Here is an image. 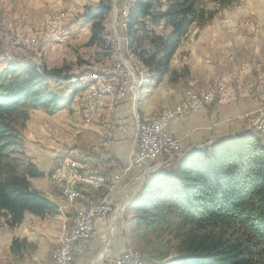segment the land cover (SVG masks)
Wrapping results in <instances>:
<instances>
[{
	"label": "trees",
	"instance_id": "1",
	"mask_svg": "<svg viewBox=\"0 0 264 264\" xmlns=\"http://www.w3.org/2000/svg\"><path fill=\"white\" fill-rule=\"evenodd\" d=\"M236 0H134L125 24L124 55L145 81L161 80L195 26L210 22ZM113 0L86 5L85 44L95 60H113L119 48L106 25ZM48 66L17 58L0 70V224L15 226L27 212L44 216L55 203L31 179L44 172L24 157L23 131L32 108L55 113L73 100L52 87L70 81L75 65ZM140 69L144 72L141 73ZM183 151V149H182ZM148 172L127 209L147 264H264V142L243 132L195 146ZM19 246L15 239L13 248ZM173 251L175 254L173 255ZM169 259V257H171Z\"/></svg>",
	"mask_w": 264,
	"mask_h": 264
},
{
	"label": "rangeland",
	"instance_id": "2",
	"mask_svg": "<svg viewBox=\"0 0 264 264\" xmlns=\"http://www.w3.org/2000/svg\"><path fill=\"white\" fill-rule=\"evenodd\" d=\"M100 1L101 0H0V70L4 68L7 63L17 58H25V60L34 64H42L44 62L48 66H59L64 63H72L77 61L79 56H82V58L87 60L86 63L80 66H74L70 81L51 83L52 87L62 94H70L72 91L75 94L78 89L84 88L85 99L82 100L80 107L76 108V103L72 104V107L68 112L64 111L65 113H56L57 115H52V113H48L40 107L32 108L30 118L23 131L24 157L30 160L26 154L25 148V137L29 130H31L32 134L36 136L40 134L42 130L39 123L43 122L45 119L49 124L53 123L59 125L60 133L58 136L60 137V140H63V143H57V150L55 149L56 153L51 152L50 154H47L42 160L43 164L38 166L43 170L44 175L46 176V182H48V184L50 183V186L52 185V187L55 188L54 191L60 192V194L62 191V195L66 196V198L69 196V199L72 201L81 196V192L84 188H87L88 192L101 190L103 192H110L116 185H122L123 187L121 191L127 192L126 194L128 195H132V192L138 191L142 181L148 174H145L146 169L154 166L158 159L160 161L158 160V165H156V167H159L164 161H166L164 160L165 155L158 156L155 159L147 160L142 164L134 165L128 171H125V166L128 164L129 159L125 162L120 160V164L118 165H121L123 172L118 174H123V178L118 179V181L114 179L112 182H109L107 175L100 173V176L104 177V181L102 184L97 185L93 183L91 184L90 182H81V180L77 179H75L76 181L74 179H64V175H59L60 172L58 171L62 168L61 164L64 163L63 160L66 158L80 160L88 164L85 160H82L81 156L77 155L76 149L79 150V154H82V150H88L84 140L85 136L82 131L83 127L101 116V108L103 103L105 104L106 99L112 95L115 97L114 100H116L117 97L120 96L121 98L125 94L130 93L131 95L133 94L132 97L134 96L136 100H139L143 94L142 89L145 88L144 84H142L143 77L137 70L139 68L132 63L130 56L127 57L124 55L123 50H121L122 45L124 44L123 42L125 41L124 23L129 20V11L133 4L132 1L113 0V9L106 19V25L110 31V38L118 46L120 51L113 60L101 59L97 61L91 55L95 49L85 46L91 34V25L90 23H84L82 14L86 5L95 6ZM53 20L54 24H61L62 22L65 27L69 28L71 32L69 39L66 41H60V37H51L50 28L47 27V22H53ZM216 28L234 29L236 32H242V34L248 36V39L251 40L252 46H254L255 41L261 39V30L263 32L262 34H264V21H261V0H236L233 4L219 9L215 17L207 24L203 26H195L188 34L187 39L184 40L185 42L179 52L174 56V60H177L176 62L173 60L171 67L172 72L167 73L164 76V79H162V82L157 81L151 83L146 81V83H151L150 86H152L150 99H152L151 102H153V111L148 117H142L139 108L140 105H138V107L135 108L137 109L135 110V114L139 121L157 119L159 113L168 112L173 109L179 101H188L190 97H192V91H204L210 87L226 89L228 88V82L236 84V81H242L245 83L249 81L258 82L260 79H264V54L260 60L246 59L242 61L237 72L233 73L230 78L224 77L226 75H224L223 71H221V74L216 73V70L214 69L218 68L219 70L220 67L215 66L216 68H214L212 72V69L209 68V60L202 65L199 55L205 53L208 56L211 51L209 35ZM29 37H35L37 42L33 44L26 41V38ZM123 59L124 63L121 62L123 67L119 70L117 64ZM128 63L132 65L139 76L138 84L133 71L128 66ZM87 71H99V75H105L107 78L119 77V81L114 85V91H112V88L106 86L103 79L87 78V74H84ZM140 71L144 74L141 69ZM206 76H208V78H206ZM95 93L100 99H102L98 111L96 107V97H94ZM107 95L109 96L105 99ZM252 98L256 101V108L254 110L247 109L240 115H229V113H226L227 109L221 111L218 106L219 104L217 103L205 106L204 109L202 108L203 111L197 113L198 117L193 116L191 117L192 119L188 120H192V123L189 131L190 133L187 137L193 133L192 137L195 138L188 140H195L197 146L207 144L211 141L209 136L213 133L222 134L230 132V126L235 125L236 120L241 116L248 119L250 123L249 126H252L253 119L257 114L256 112L260 104L256 98ZM88 102L89 117L87 113ZM70 116L71 120L66 127L65 122ZM182 116H176L175 118H180ZM201 117L203 118L201 119L202 121L199 120ZM110 122L112 123L111 120ZM109 126V124H106L105 129L109 128ZM260 131L264 142V130L261 129ZM33 138L35 141L36 138ZM178 139L181 142L183 151H186L185 148L188 141L182 142L180 138ZM99 156L101 158V154ZM104 162L106 164V160ZM149 162H151V165H148ZM74 165H76V163H73V166ZM135 166H138L141 170L136 172L134 178H130L131 176L127 177ZM87 170L88 167L85 165L84 171ZM47 176L49 177L48 179ZM70 178L77 177L75 174L70 173ZM76 191L80 192L79 195L74 196L71 194V192ZM92 200L97 201L98 199H89L84 202L82 206H85ZM101 201L105 202V200H100V202ZM127 206L128 203L126 207H123L122 204H120L119 210L117 211V208L115 207V212L111 214V216H113L116 221L111 229L115 236L116 234L117 236L121 235L125 243L124 251L134 250L139 252L141 256V238L135 233V225L126 220L127 217L129 218L135 214V210H129L127 209ZM131 212H133L132 215H129ZM47 219L46 227H44V230L50 232H47V235L43 233L45 231H42L41 226L36 224L33 219L30 221V232L33 236L34 251L39 256V264H46L48 260H50L49 264L52 263L55 253L54 250L62 244V238L68 233L69 228L73 224L72 221L71 223H65L62 226L60 219L57 217H47ZM15 230L18 231L19 229ZM5 231V225L4 223H1L0 233L2 236L5 235ZM60 231H62L61 234ZM57 234H60L59 239L56 238ZM105 241L108 243V240ZM98 251L99 250H96L95 254L99 255L101 251ZM174 254L175 251H173V255ZM100 255V257L103 256L102 254ZM72 258L74 260V257ZM170 258H172V256L169 257V259ZM17 260V258L9 257V253L5 247H0V264H17ZM142 262L143 264H146L143 261V258ZM158 264H166V262Z\"/></svg>",
	"mask_w": 264,
	"mask_h": 264
},
{
	"label": "crops",
	"instance_id": "3",
	"mask_svg": "<svg viewBox=\"0 0 264 264\" xmlns=\"http://www.w3.org/2000/svg\"><path fill=\"white\" fill-rule=\"evenodd\" d=\"M261 21H264V0H261ZM262 33L263 32L261 30V39L255 41L254 46H252L251 40L248 39V36L242 34V32H236L234 29L216 28L209 35V45L211 51L209 52L208 56L205 53H201L199 55V59L202 62V65L204 62L209 60V68L212 69V72L214 68L220 67V72L218 68L214 69L216 70V73L221 74V71H223L224 75H226L224 77L230 78L233 73L237 72V69L240 67L242 61L246 59L260 60L263 57L264 34ZM176 60L177 59L174 61L176 62ZM170 72H172V68ZM206 78H208V76H206ZM162 79H164V77ZM162 79L158 81L162 82ZM154 82L157 81H152L151 83ZM151 83H146L145 79H143L142 84H144L145 88L142 89L143 94L139 100H136L134 96L132 97L133 94L131 95L130 93L125 94L121 98L119 96L116 98V100H114L115 97L111 94H109L111 96L107 95L105 99L108 96L109 97L106 99V102L104 99L105 104L103 103L101 108V116L93 122L90 121L91 123L83 127L82 131L85 136L84 140L88 150H82V154H79V150L76 149L77 155L81 156L82 160H85L93 170L106 174L109 182H112L115 179V174L122 173L123 168L121 165L115 166L113 168L107 166L100 158V152H108L110 155L119 160H123L124 162L127 161L134 153L137 147L139 121L135 114V110H137L135 108L140 105L139 108L142 117H148L151 115V112L153 111V102H151L152 99H150L152 94V86H150ZM83 89L84 88L78 89L77 91L75 90V94L73 91L70 94H63L65 97L73 95V101L70 105L55 113H52V115L60 112H68L72 107L71 105L75 103L77 105L76 108H79L82 100L85 99V90ZM217 104H219L218 106L221 111L227 109L226 113H229V115H240L247 109L254 110L257 106L256 101L252 98V96L239 97L238 99L227 102H219ZM203 109L201 108L199 110L189 111L186 115L180 118H173L166 123L167 129L172 135L180 138L182 142L188 141L185 150H190L191 148L197 146L195 140L189 141L191 138L195 139L192 137L193 133L187 137L190 133L189 131L191 129L192 123V120H188L192 119L191 117L193 116L198 117L197 113H200L203 111ZM201 119L203 118L201 117L199 120ZM70 120L71 116L70 118H67V121L65 122L66 127L68 126V122ZM110 120L112 121V127L109 134L110 137L105 138V125H110ZM249 125V120L241 116L236 120L235 125L230 126V132L222 134L213 133L211 136H209V138H211V141H213L234 133L243 132L244 130L252 127H249ZM39 126H41L42 132L37 136L32 134L31 130H29V132L26 134L25 148L26 154L30 160L41 166V164H43V158L51 152L56 153L57 143H63V140H60V137L58 136L60 133L59 125L53 123L49 124V122L45 119L43 122L39 123ZM33 137L36 138L35 141ZM158 160L154 166L158 165ZM148 165H151V162H149ZM140 170L141 168L135 166L127 175V177L131 176L130 178H134L136 172ZM48 178L49 177L47 176V179ZM31 181L37 189L43 191L55 203L57 209L56 211L47 213L44 216L27 212L23 221L15 226H11L6 221L2 222L5 225L6 233L4 236H2L0 233V247H5L7 249L9 257L17 258V264H37L39 262V256L34 251L33 236L30 232L31 219H33L36 224H39V226L42 228V231H45L43 233L47 235V232L50 233L49 231L44 230V227H46L47 223L46 221L48 220L47 217H57L60 219V222L62 223L61 225L63 226L65 223H71L73 221L78 205H81V203L83 204L89 199L107 200L117 208V211L119 210L120 204H122L123 207H126L131 197L134 195V193H136L132 192V195H128L126 194L127 192H122V185H116L115 188L110 192H103L102 190L88 192V189L84 188L81 192V196L72 201L69 199V196L66 198V196L61 195L60 192H55V188H53L52 185L50 186V183L48 184V182H46L45 175L41 177H34L31 179ZM132 213L133 212L129 213V215H132ZM110 216L107 218H96L95 229L92 237L87 241H79L75 243L73 247L74 260L72 264H119L117 260L124 253L125 243L121 235L117 236L116 234L115 236L113 230L111 229L113 224H115L116 219H114L113 216ZM15 229L19 230L16 231ZM61 233L62 231H60V234ZM60 234L56 235L57 239H59ZM15 239L18 240L19 244L16 249L13 248ZM105 240H108V243ZM96 250L101 251L99 255L95 254ZM100 254L103 256L100 257ZM49 262L50 260H48L46 264H49Z\"/></svg>",
	"mask_w": 264,
	"mask_h": 264
},
{
	"label": "built area",
	"instance_id": "4",
	"mask_svg": "<svg viewBox=\"0 0 264 264\" xmlns=\"http://www.w3.org/2000/svg\"><path fill=\"white\" fill-rule=\"evenodd\" d=\"M132 1L133 0H127ZM47 27L50 28L51 37H60V41H66L70 37L69 28L61 24H54L53 22H47ZM26 41L35 44L37 39L35 37L26 38ZM124 59L120 61L117 66L119 70L123 67ZM87 78L89 79H103L108 88H112L114 91V85L119 81L118 78H107L105 75H99L98 72L87 71ZM237 83L228 82V88L216 89L214 91H192V97L188 101H179L178 104L166 113H159L157 120L152 121H139L138 133H137V147L134 153L129 157V162L125 166V171H128L132 166L142 164L147 160L155 159L158 156L170 155L173 157L176 154L182 152V145L178 138L173 136L167 129L166 123L175 118L176 116H182L189 111L199 110L212 103L227 102L234 100L240 96H252L256 98L260 104L255 115L252 126H261V119H264V79L258 82H245L236 81ZM97 111L99 109L100 97L95 93ZM249 116V115H247ZM88 117H89V102H88ZM112 123L109 128L105 129V138H109ZM250 127V126H249ZM102 157H106V165L115 167L120 164V160L110 155L108 152L101 151ZM69 156V155H67ZM73 163H82L88 167V174L86 178H70V171L73 169ZM54 170V169H53ZM100 173L94 171L89 164H84L79 160H73L71 158V165H69V172H65L64 179H77L81 182L95 183L100 179ZM123 178V174H115V180ZM58 187V184H57ZM62 195V191H61ZM115 212V206L107 200L105 202L91 201L90 206L78 205L76 214L73 218L72 235L70 238V245H75L79 241L89 240L95 229L96 218H107ZM72 257L74 252H68V248L58 252L56 255V261L54 264H72ZM137 258H142L134 253V251H124L123 255L118 258L119 264H136Z\"/></svg>",
	"mask_w": 264,
	"mask_h": 264
},
{
	"label": "bare ground",
	"instance_id": "5",
	"mask_svg": "<svg viewBox=\"0 0 264 264\" xmlns=\"http://www.w3.org/2000/svg\"><path fill=\"white\" fill-rule=\"evenodd\" d=\"M128 20V19H127ZM102 86V85H101ZM224 87V86H223ZM205 89V88H204ZM216 89H218V88H209V89H207V90H204V91H214V90H216ZM221 89H224V88H221ZM98 90V89H97ZM95 91V90H94ZM101 91V90H100ZM105 91H106V89H105ZM96 93H98V92H96ZM190 100V99H189ZM92 107V106H91ZM94 110V109H93ZM90 111H91V109H90ZM170 111V110H169ZM87 113H88V111H87ZM162 113V112H161ZM166 113V112H165ZM153 120H157V119H153ZM146 121H152V120H146ZM260 130L262 129V130H264V119H261V126L259 127V126H257ZM101 158H103L102 160H106V157H102L101 156ZM104 160V161H105ZM80 161V160H79ZM63 164H61L62 165V168L58 171V172H60V176H63L62 174L63 173H65V172H69V165H71V159L70 158H66L65 160H63ZM82 162V161H81ZM84 164H86L85 162H83ZM84 169H85V165H82V163H76V165H74L73 166V169H72V171H70V173L72 174H75L76 175V177L78 176V178H86V174H88V170L87 171H84ZM84 171V172H83ZM73 176V175H72ZM75 180V179H74ZM76 181V180H75ZM103 181H104V177L103 176H100V179H98L97 180V182H95V183H93V184H95V185H97V184H102L103 183ZM91 183V182H90ZM79 193L80 192H71V194H73L74 196L75 195H79ZM73 198V197H72ZM98 201V200H97ZM98 202H100V200L98 201ZM101 202H104V201H101ZM90 204H91V202H89V203H87L85 206H90ZM71 235H72V228L70 227L69 228V230H68V233L67 234H65V236L62 238L63 239V241L61 242L62 244L61 245H59L58 246V248H56L54 251H55V253H54V256H53V261H52V263L51 264H54L55 263V261H56V255H57V253L58 252H61L62 250H65L66 248H68V252H72V249H73V245H70V238H71ZM131 251H134V250H131ZM134 253L136 254V255H138V256H140V254H139V252H137V251H134ZM72 260H73V258H72ZM136 264H143V262H142V258H137V262H136Z\"/></svg>",
	"mask_w": 264,
	"mask_h": 264
},
{
	"label": "water",
	"instance_id": "6",
	"mask_svg": "<svg viewBox=\"0 0 264 264\" xmlns=\"http://www.w3.org/2000/svg\"><path fill=\"white\" fill-rule=\"evenodd\" d=\"M128 66H129V68L133 71V73H134V75H135L136 82H137V84H138V83H139V76L137 75L136 71L134 70V68L132 67L131 64L128 63ZM239 133H241V132H239ZM239 133H234V134H231V135H228V136L236 135V134H239ZM228 136H226V137H228ZM213 141H214V140H213ZM211 142H212V141H211ZM209 143H210V142H209ZM155 168H157V167H156V166H155V167H154V166H152V167H148V168L146 169L145 174L148 173V172H150V171H152V170H154Z\"/></svg>",
	"mask_w": 264,
	"mask_h": 264
}]
</instances>
